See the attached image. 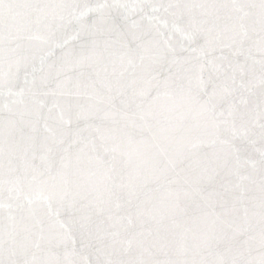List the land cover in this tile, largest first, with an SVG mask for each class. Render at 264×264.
<instances>
[{"label":"snow or ice","instance_id":"obj_1","mask_svg":"<svg viewBox=\"0 0 264 264\" xmlns=\"http://www.w3.org/2000/svg\"><path fill=\"white\" fill-rule=\"evenodd\" d=\"M0 264H264V0H0Z\"/></svg>","mask_w":264,"mask_h":264}]
</instances>
